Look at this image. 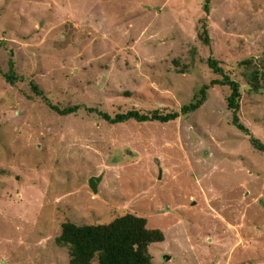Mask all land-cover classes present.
I'll return each instance as SVG.
<instances>
[{
	"label": "rangeland",
	"instance_id": "1",
	"mask_svg": "<svg viewBox=\"0 0 264 264\" xmlns=\"http://www.w3.org/2000/svg\"><path fill=\"white\" fill-rule=\"evenodd\" d=\"M204 6L0 0V264H69L64 223L128 213L165 234L149 247L153 264H264V151L251 142L264 143V0ZM210 59L241 85L249 133ZM205 86L203 104L181 113ZM133 110L180 115L99 114Z\"/></svg>",
	"mask_w": 264,
	"mask_h": 264
},
{
	"label": "trees",
	"instance_id": "2",
	"mask_svg": "<svg viewBox=\"0 0 264 264\" xmlns=\"http://www.w3.org/2000/svg\"><path fill=\"white\" fill-rule=\"evenodd\" d=\"M211 0H205V10L210 9ZM203 39L209 42V36L206 28L203 30ZM201 34V35H202ZM211 67L223 75L222 80H215L214 83L229 86L231 93L227 98L228 109L232 111L233 123L241 131L249 133L248 128L241 122L239 111L241 108V85L233 80L219 65L215 59H210ZM13 62L11 61V72L6 75L7 79L14 83ZM32 87L38 95L43 96L41 89L32 82ZM207 86L201 89L202 98L190 105H185L181 113L188 114L197 110L206 100ZM60 109L53 105V108L60 114L67 115L77 109ZM92 111H94L92 109ZM99 114L110 123H123L134 119L139 122L160 121L168 122L179 117L180 113L160 114L155 111L151 114H142L133 110L123 114H117L115 117L108 113L99 112ZM253 145L261 151H264V143L257 138H252ZM62 244H69L71 247V261L69 264H93L98 255L99 264H153L149 247L153 243L165 241V234L160 229H151L148 227V220L132 213L120 216L109 224L98 225H77L73 222H66L62 226V235L59 240Z\"/></svg>",
	"mask_w": 264,
	"mask_h": 264
},
{
	"label": "water",
	"instance_id": "3",
	"mask_svg": "<svg viewBox=\"0 0 264 264\" xmlns=\"http://www.w3.org/2000/svg\"><path fill=\"white\" fill-rule=\"evenodd\" d=\"M98 182H99V178H97V177H93L90 180V185L93 188L94 192H97L98 191V188H97Z\"/></svg>",
	"mask_w": 264,
	"mask_h": 264
}]
</instances>
